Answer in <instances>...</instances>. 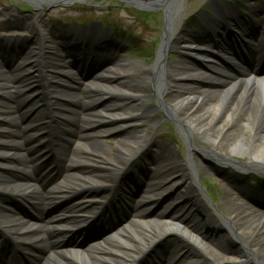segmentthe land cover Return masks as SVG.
Listing matches in <instances>:
<instances>
[{
	"label": "bare ground",
	"instance_id": "1",
	"mask_svg": "<svg viewBox=\"0 0 264 264\" xmlns=\"http://www.w3.org/2000/svg\"><path fill=\"white\" fill-rule=\"evenodd\" d=\"M186 2L188 4L189 0H162L161 5L168 15L167 29L156 63L143 75L144 80L152 82L160 101L159 106L167 116L175 119L178 130L185 137L189 147L186 161L170 146L166 148L159 145L157 154L150 150L152 145L155 147L159 143L154 138L149 144L144 140L149 130L144 136L135 134L137 129L142 128L146 113L157 112L159 107H147L142 101L151 96L149 92L143 93L131 88L130 82L133 79L130 74L134 73L135 61L124 57L114 60L111 70L99 72L88 82H83L77 71L70 70L65 60L52 61L53 74L58 71L67 74V79L63 76L65 82L59 75L55 77L57 82L53 83L54 88L50 93L52 100L69 101L65 118H54V123H61L57 134L68 137V133L76 131L74 137L77 142L72 150L70 147L64 150L63 147L54 146L57 157H51L49 165L52 166L58 159L65 166L60 180L46 192L41 190L45 180L37 173H28L18 153L24 148L32 151L39 144L40 138L43 140L47 136L32 139V136L20 131L2 128L0 197L19 202L31 210L34 217L16 211L9 203L0 199V226L4 224L8 234L26 242L30 255L45 250L43 264H264V216L261 213L264 198L252 197V191L248 187L242 191L236 186L232 196L223 198L227 212L221 215V220H216L202 197L204 190L193 184L194 178L205 172L193 153L203 161L215 163V169H224L227 173L229 166H238L244 170L264 169V137L261 130L253 124L234 125L249 103L256 106L250 112L253 121H264V76L244 71L241 75L230 74L229 70L224 69L218 63V58L225 53L237 59L233 53L235 50L240 52L241 48L237 46V42L229 45L230 40L226 38L216 40L217 42L214 40V45L213 39H208L211 34L207 31V25H202L200 30L172 34L174 22L186 17ZM46 3L50 2L35 1V5L40 6ZM140 3L143 1L140 0ZM232 13L230 17L233 20L228 18L229 25L233 26L235 23L234 27L241 26L239 28L244 30L242 36L236 37L240 44L248 46V41H254L253 30L258 26L263 31L259 36L262 41L258 44H264V20H257L258 12L252 11L244 18L237 10ZM222 25L223 21H220L218 29ZM39 33L45 36L44 32ZM184 38L188 41L183 43L181 51L175 52L179 56L178 61L169 62L166 55ZM197 40L206 42L207 45L199 47ZM207 46H212L209 53L196 50ZM38 49L29 50L27 61H31L30 71L38 67L41 59ZM2 63L0 59V68ZM16 72L19 76L24 74ZM1 76L0 70V80ZM22 83L19 94L32 86L26 80ZM42 91L41 86L36 90L40 94ZM10 98L12 97L9 95ZM7 100L5 98L0 103V110L12 108ZM41 102L34 99L28 103L24 98L19 100L12 111H18L19 107L32 113L30 121L33 124L44 112L42 108H37ZM97 107L101 109L96 110ZM139 107V115L131 113V110ZM66 117L69 121L64 122ZM6 119L10 124L11 118ZM21 120L23 121L22 117ZM108 134H115L116 144L106 151L101 144ZM8 136L23 137L25 144L18 146L14 139L9 143ZM44 146L40 152L48 149L50 153V140ZM133 171L138 173L137 177L147 174L140 187L144 206L139 201L135 202L132 219L101 240L93 241L87 248L81 250L69 247L64 235L65 225L70 220L68 217L74 215L71 218L75 219V216H80L83 212L99 216L100 209L94 204L98 192L108 190L109 197L113 195L116 198L115 190L118 185L115 184L121 176ZM237 177L232 174L226 181L232 184L230 180L235 179L238 184ZM76 195L80 197L69 207L75 208L71 213L64 211L61 216L57 215L45 222L44 213L54 201L62 202ZM173 196H176L174 201L179 203L174 204L176 208L171 214L162 209L155 210L152 215L148 213L157 203ZM135 197L136 194L125 204L132 206ZM90 219L84 218L82 224ZM191 219L197 220V224H192ZM216 226H221V233L228 238L224 241L230 245H238L239 250L224 251L222 245L206 234L208 229L218 232ZM43 230L48 235L49 242L42 240L40 235L35 236ZM30 236L34 237L28 240ZM80 237L83 235L75 238ZM12 257L14 254H9L5 260L12 262Z\"/></svg>",
	"mask_w": 264,
	"mask_h": 264
},
{
	"label": "rangeland",
	"instance_id": "2",
	"mask_svg": "<svg viewBox=\"0 0 264 264\" xmlns=\"http://www.w3.org/2000/svg\"><path fill=\"white\" fill-rule=\"evenodd\" d=\"M49 1L51 3L34 8L23 0H0V41L3 43L5 39H14L21 41L23 44L22 48H30L28 44L31 42V40L35 39V37L37 38V33L42 31L45 33V40L52 44L54 42L53 39L57 40L60 36L67 35L69 31L75 27L76 23L80 24L82 27L84 24L90 27L93 25V23H96L99 27L97 31H103V33H99L100 35L97 33L98 36H100L97 40L98 43L102 41L110 42L115 40L116 42H113V54L115 55L113 56L117 55L118 57H124L135 61L133 65L134 73L130 74V77L133 79L130 82L131 88L133 87V89L140 90L143 93L149 92L151 96H147L146 98L142 99V101L147 107H159L157 112L149 111L146 113L142 128L137 129L135 134L138 136H144V134L149 130V134L148 136L144 137V140L149 144V141L154 138L156 143H159L155 144L157 147L152 145L150 150L157 154L160 150L159 145L165 146L166 148L170 146L173 147L178 155L186 161L189 154V147L185 137L178 130V124L175 119L173 117L167 116L163 108L159 106L160 101L156 96L152 82L146 81L143 78V75H145L149 68L156 63L159 56L166 30L164 11L135 10L132 7H125L115 0H89L87 5L75 4L71 7L56 3L63 2V0ZM211 1L219 2L221 7L227 6L230 8L233 7V9H240L242 13H249L248 8L255 7L256 10L260 9L259 18L264 20V0H189V3L187 4L186 2L185 5L186 18L184 21L177 19L174 22L171 28L172 34H175V32L179 31L193 30L191 27L193 24V21L190 19L191 16H202L205 11H208L207 5L210 4ZM235 1L237 3H235ZM17 23L19 26H16ZM182 24L183 27L180 29V25ZM3 45L0 43V46ZM90 46H94L93 42L90 43ZM180 50L181 46L178 44L175 49L166 55L168 61H178L179 56L175 52ZM94 60L96 62L94 63L95 65L93 70L97 71L101 66L105 65L104 60L101 58H94ZM91 66L93 65L91 64ZM91 66H87L88 69L87 72H85L86 75H83L85 79H87L86 77L90 76L88 75V72L92 68ZM130 69L132 71V64ZM239 72L241 73V71ZM244 72H248V70H244ZM89 79H91V77H89ZM31 80L32 82H35L34 79ZM15 88L17 87L14 85L9 87L6 91V96L9 97L10 95L11 97L16 98L17 95L12 94L14 91L17 93ZM52 89L53 88L51 87V90ZM1 94H3V92ZM36 96V93L27 95V97L32 99L36 98ZM255 108L256 106L254 104L249 103V105L242 112V116L237 119L234 125L245 126L248 124H253L255 127H258L261 130V135L264 137V121L262 119L258 121L254 119L253 121V117H251V110ZM100 109L101 108L97 110ZM140 109L141 107L135 108L131 110V113L134 115H139L141 112ZM156 117L159 118L155 120ZM14 122L16 124L17 120H14ZM76 133L77 132L74 131L72 133V137H67L68 142L70 141L71 144H66V147H70L71 150L76 146L77 138L74 137ZM115 142V134H108L104 136L101 145L103 146V149L107 151V149H111L112 145L115 146ZM196 143L198 144V142ZM202 146L206 145L202 144ZM193 155L205 170L204 173H201L198 175V177L194 178L193 184L199 189L202 188L204 190L205 193L202 197L210 209H212L211 211L216 217V220H219L221 215H225L227 212L223 198L232 196L234 191L233 188L236 186L241 189L240 185L237 184V180L229 179L232 184L226 181L227 178L232 174L234 176H238L237 179L240 178V176H243L241 178L245 177L244 184H242V191L248 187L253 192L251 195L252 197L262 196L264 198V188L262 187L264 184V170L252 169L245 175H238L237 173L242 172V170L234 166H229L227 167V173V171L224 169H215V163L203 161L197 157L195 153H193ZM184 164L186 163L184 162ZM187 168L190 169V166L187 165ZM151 169L154 171L155 168L152 166ZM227 174H229V176ZM144 179L145 177H140L139 180L143 181ZM253 179L256 181L251 183ZM253 184H257V186H253ZM175 198L176 196H173L172 198H169V200H165L159 204H156L150 211H148V213L152 215L154 214L155 210L162 209L168 212V214H171L174 210V207L171 206H174V204L178 203V201H174ZM140 199H143V195H140V197L137 198V200ZM212 205L215 207L214 210ZM133 211H135L134 205L124 208L117 213H112L111 216L110 214H107L106 218L104 219V223L111 221V219L114 220V222L111 223L110 226H107L105 230L107 231L111 228H114L115 225L119 226L120 222H122L123 225L132 219L134 216ZM261 213L262 216H264V209L261 210ZM190 222L196 225L198 221L191 219ZM220 227L221 226L215 227L218 229V232L208 229L206 230V234L212 236L214 239L213 241L218 243L220 246L222 245L221 247H223L224 251L239 250L238 245L233 243L230 245L224 241L226 239L228 240V238L221 233L222 229H220ZM38 235H42V237H44L43 232L38 233ZM174 239L175 238L173 237L172 240L174 241ZM246 264L253 263L248 262Z\"/></svg>",
	"mask_w": 264,
	"mask_h": 264
},
{
	"label": "water",
	"instance_id": "3",
	"mask_svg": "<svg viewBox=\"0 0 264 264\" xmlns=\"http://www.w3.org/2000/svg\"><path fill=\"white\" fill-rule=\"evenodd\" d=\"M29 1L31 3H35V1H39V0H29ZM82 1H85V0H82ZM117 1L123 3L124 5L132 6V7L138 8L139 10H144V11H150V10L161 11V10H163L165 12L166 23L168 21L167 12H166L164 6L161 5L162 0H142L143 3H140V0H117Z\"/></svg>",
	"mask_w": 264,
	"mask_h": 264
}]
</instances>
